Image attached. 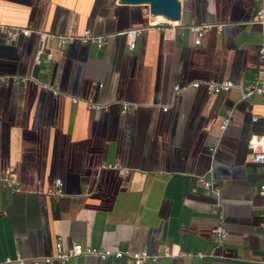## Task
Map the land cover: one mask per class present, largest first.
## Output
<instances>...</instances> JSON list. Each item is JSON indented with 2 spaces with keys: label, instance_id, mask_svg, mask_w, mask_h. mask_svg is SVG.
I'll return each instance as SVG.
<instances>
[{
  "label": "crops",
  "instance_id": "0c3cea01",
  "mask_svg": "<svg viewBox=\"0 0 264 264\" xmlns=\"http://www.w3.org/2000/svg\"><path fill=\"white\" fill-rule=\"evenodd\" d=\"M177 2L179 18L167 21L146 4L119 0H0V25L30 30L14 42L0 33V74L29 77L0 85V260L56 264L42 258L59 239L64 248L166 249L144 264L264 262L261 168L246 148L249 135L264 133V95L242 98L239 89L262 65L263 29L253 22L262 0ZM192 24L210 25L198 45L187 30ZM128 28L141 29L132 50L121 34ZM69 29L108 35L107 43L68 42L33 78L36 32ZM193 80L235 87L216 95L173 92ZM86 100L108 105L93 111ZM7 167L17 190L1 181ZM201 175L221 187L220 243L211 194L189 192ZM55 179L58 197L45 193ZM67 264L132 263L80 256Z\"/></svg>",
  "mask_w": 264,
  "mask_h": 264
},
{
  "label": "built area",
  "instance_id": "2783aa9c",
  "mask_svg": "<svg viewBox=\"0 0 264 264\" xmlns=\"http://www.w3.org/2000/svg\"><path fill=\"white\" fill-rule=\"evenodd\" d=\"M253 22L260 25L264 32V0L262 5L256 9L254 13ZM210 25H196L192 24L187 26V30L194 36L193 44L198 45L200 39ZM220 25L215 26V29L219 31ZM140 28H128L121 32L124 36L126 48L132 50L135 47L136 38L139 35ZM0 33L3 34L8 41L14 42L18 36H27L30 33L28 28L17 26L0 25ZM37 33V48L35 51V64L43 65L44 68L50 67L53 63V53L60 52L62 47L71 41H78L81 43L93 44L96 47H102L107 43L108 35L95 34L89 29H83L81 32H74L69 29L63 35H54L47 32ZM50 42H53L51 46ZM258 56L262 62L257 74L246 84L240 86L241 97L249 98L254 94L264 95V36L263 40L258 48ZM29 77H24L16 74H0V85L7 86L10 83H25ZM235 87L234 82L231 80H193L184 85L175 84L172 87L173 92L185 90L187 88H202L207 94H220L228 91L230 88ZM56 92V88L52 89ZM73 103L77 102L76 98H72ZM84 105L87 109L93 111H100L106 108L108 104H95L88 100L84 101ZM127 105H122V110H125ZM163 107L162 110H165ZM229 112L220 119L218 128L223 131L229 122ZM254 120V118H253ZM247 157L252 163L260 166V183L258 184V194L262 197L260 215L264 221V133L263 134H251L249 135L247 142ZM101 168L108 169H120L119 166L112 164H101ZM123 172L125 170L123 169ZM1 181L13 190L16 189V177L12 167H7L4 170ZM61 181L60 179L53 180L50 187L46 190V194L53 197L61 195ZM199 190L209 192L213 198V208L215 215V224L213 226V237L217 243H220L226 235V229L224 226V210L221 201V187L212 178H206L205 176H196L195 185L189 189L190 193H196ZM166 249L162 254H148L145 250H128V249H111V248H97L87 245H82L78 242H74L68 247L64 248L62 242L57 239L55 242L54 254L50 257L42 258L43 263L54 261L56 264H67L70 259L80 256H93L99 261L107 259H121L126 258L131 261L132 264H144L146 262H155L158 258L166 256ZM198 257L203 256V253L197 252L195 254ZM20 259L3 258L0 260V264H20ZM264 264V262L262 263Z\"/></svg>",
  "mask_w": 264,
  "mask_h": 264
},
{
  "label": "water",
  "instance_id": "95a60500",
  "mask_svg": "<svg viewBox=\"0 0 264 264\" xmlns=\"http://www.w3.org/2000/svg\"><path fill=\"white\" fill-rule=\"evenodd\" d=\"M122 4H146L150 15H160L167 21H174L179 18V3L177 0H119ZM264 36V32H263ZM39 69H44L43 65H35L32 70V77L37 76ZM54 67L52 69V74Z\"/></svg>",
  "mask_w": 264,
  "mask_h": 264
}]
</instances>
